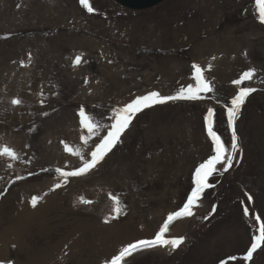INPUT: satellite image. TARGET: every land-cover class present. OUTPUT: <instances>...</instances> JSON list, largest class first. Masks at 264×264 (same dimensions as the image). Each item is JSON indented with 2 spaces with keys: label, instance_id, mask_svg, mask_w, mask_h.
Here are the masks:
<instances>
[{
  "label": "rangeland",
  "instance_id": "rangeland-1",
  "mask_svg": "<svg viewBox=\"0 0 264 264\" xmlns=\"http://www.w3.org/2000/svg\"><path fill=\"white\" fill-rule=\"evenodd\" d=\"M45 1L0 0V5L9 11L0 24V104L7 103L0 111V135L5 137L0 139V149L8 146L17 153L16 160L0 157V183L5 182L0 190V244H8V248L0 249V257L6 258V264H33L27 258L28 249L32 252L38 244L47 249L57 244L73 226L75 232L80 218L98 220V207L100 203L102 206V199L105 206L109 205V194L120 200L121 212L113 220L127 228L120 241L134 238L131 229L135 228L144 227L155 236L167 215L186 202L194 186L195 168L212 154L205 124L208 109L214 112V130L230 148L232 129L227 123L226 105L230 106L240 87H254L257 91L247 98L235 122L240 151L233 167L222 172L223 166L218 165V171L209 179L212 187L203 193L194 215L180 218L170 226L167 237H184L185 243L168 254L159 247L146 249L133 264H264V246L251 261L243 259L252 236L258 235L259 224L264 223V24L259 23L256 0H213L221 13L218 16L201 3L193 5L196 0H167L145 10H134L115 0H90L93 13H88L80 0H56L50 8H44ZM46 2L53 4L52 0ZM34 10L41 16L33 14ZM15 12H20L23 20L18 22L19 16L13 17ZM49 12L57 13L53 14L54 19H48ZM134 21L140 23L142 32L150 27L159 34L172 30L171 25L186 29L182 37L185 46L165 45L161 40L128 44L104 38L109 25L121 34L122 24L136 27ZM142 32L136 35L142 38ZM226 35L241 38L236 50L242 41L248 48L231 54L229 62L233 68L239 67L243 72L254 68L263 79L259 76L238 86L210 70L206 79L213 91L203 94L205 98L171 101L135 116L121 142L84 176L89 186L98 182L101 183L96 187L103 186L92 203H81L82 199L88 200V191L79 182L82 177L70 178L65 187L52 190L54 184L49 180L61 179L56 168L72 170L80 165L79 158L69 155L63 144L81 148L86 154L90 151L80 141V136L86 134L78 123L81 107L102 126L101 134H106L111 111L135 96L150 89L161 95H174L180 87L194 86L192 64L203 52L204 59L214 51L230 52L234 42L226 41ZM194 37L196 44L203 41L204 45L198 58L192 46L186 47ZM92 39L102 43L96 41L95 47H89L86 43ZM213 39L217 44L210 48ZM104 43L113 46L119 55L109 64L102 53L106 52ZM89 49H96V53L87 52ZM77 53L81 68L71 67ZM121 54L125 56L122 60ZM21 61H25L24 65ZM115 62L119 63L116 68L121 76V87L116 91L122 93L129 88L121 95H113L109 82L108 65ZM168 64H175L180 73L173 80L176 86L172 93L159 87V82L155 84L156 79L163 78L159 75ZM36 79L47 80L43 92H38ZM13 99H20L21 105H13ZM97 140L94 137L90 146ZM18 176L25 179L18 180ZM108 177L112 181L106 184ZM33 195L41 197L35 209L29 202ZM249 195L252 201L248 200ZM81 205L92 207V211ZM244 207L249 210L247 217ZM256 216L260 217L259 222ZM42 217L55 219L45 235L32 224ZM29 226L34 227L32 232ZM81 253L73 258L72 253L71 258L62 256L64 262L61 260L60 264H83L82 255L87 252ZM233 256L235 260L231 259ZM102 257L93 253L96 262Z\"/></svg>",
  "mask_w": 264,
  "mask_h": 264
},
{
  "label": "snow or ice",
  "instance_id": "snow-or-ice-1",
  "mask_svg": "<svg viewBox=\"0 0 264 264\" xmlns=\"http://www.w3.org/2000/svg\"><path fill=\"white\" fill-rule=\"evenodd\" d=\"M81 6L87 10L88 13H93L95 10L92 7L90 0H80ZM257 14L259 17V23L264 24V0H256ZM81 58L76 57L74 64L79 65ZM191 79L195 82L194 86L189 85L187 87H180L174 95H161L159 91H150L143 95L135 96L130 102H127L123 106L117 107L111 111V115L108 120L111 121L106 129V134H101L102 126L87 114L85 108L81 107L77 113L78 123L82 132L80 141L82 145L90 147V151L85 153L81 148H72L67 143L63 144L64 150L71 156L77 157L80 160V165L72 170H62L56 168L61 181H58L53 191L65 186L70 178H80L88 175L105 159V157L121 142V137L130 127L135 116L145 109L155 107L157 105H164L171 101H198L204 97L203 94H207L213 91L209 81L205 78L204 69L196 63L192 64ZM210 70V69H209ZM255 75L254 70L244 71L243 74L232 81L234 85H242L245 81L252 80ZM257 91L254 87H240L238 93L230 101V106L226 105V117L227 123L230 129H232L231 145L227 147L222 138L214 130V112L210 108L207 111L205 117V124L207 130V136L211 141V152L209 158L201 162L198 167L195 168L193 177V187L190 194L186 198V202L183 203L179 210L173 211L167 215L166 220L159 228L158 232L152 239H139L134 242L128 243L123 246L117 254L111 256L105 261V264H125L126 259L132 256L135 252L142 249H151L155 247H171L173 250L179 248L185 243L184 237L168 238L167 234L170 231V226L180 218H189L194 215V209L199 205V202L206 189L212 187L209 183L210 177L218 171V165H222V172H227L233 167V163L237 158V153L240 151L238 144V137L235 131V122L238 119L242 106L245 104L247 98ZM20 99H13V105H21ZM47 115V113H43ZM98 137L97 142L90 146V141ZM63 143V142H62ZM0 157H9L12 160L17 159V153L8 146H4L0 149ZM35 173H30L34 175ZM18 180L25 179V177L18 176ZM109 198L113 201V212L115 217L118 218L121 208L120 200L118 196H112L109 194ZM41 197L33 195L30 198V206L35 209L40 202ZM248 200L252 201V197L249 195ZM82 204H90L92 201L82 199ZM215 211V208H213ZM244 215L249 216V210L247 207L243 209ZM256 221H260V217H255ZM105 223L108 221L105 220ZM264 246V223L259 224L258 235H253L250 246L246 251V255L243 256L245 261H251L253 254ZM235 260L236 257H231Z\"/></svg>",
  "mask_w": 264,
  "mask_h": 264
},
{
  "label": "bare ground",
  "instance_id": "bare-ground-1",
  "mask_svg": "<svg viewBox=\"0 0 264 264\" xmlns=\"http://www.w3.org/2000/svg\"><path fill=\"white\" fill-rule=\"evenodd\" d=\"M46 1H45L44 8H50L51 6L56 5V0H52L53 4L52 3L47 4ZM205 1L208 2L209 9L212 10V14L217 13V16H218L219 12L217 11L218 10L217 6H214V5H216V3L213 0H205ZM195 3H197V0L193 3V5ZM35 13H38V15L41 16V14H39V12L34 10L33 14H35ZM8 14H9V11H8L7 7H5L4 5H0V24L2 23L3 18L8 16ZM48 14H49L48 19L51 20V19H54L53 14H57V13L56 12H49ZM17 15L19 16L18 22L23 20V17L21 16L20 12H15L13 17H15ZM44 16H47V15H42V17H44ZM216 22L218 23V17H217ZM134 24L136 25V27H134L131 24H127V25L122 24L123 29H122L121 34L115 33V31L109 27L110 25L107 27L106 30L109 32H112L115 35L117 41H119V42H121V39L124 36H126V39H127L126 43H128V44L137 43V41H139V40H142V41H145V40H154V41L161 40L164 42L165 45H170V46H177L178 45V46H182V47L185 46V42L182 41V37L186 34V31H187L186 29H181L179 26L171 25L172 30L162 31L159 34H156V33L152 32V29L150 27L147 29L146 32H142L141 26H139L140 23L134 21ZM215 26H216V23H214V29H215ZM135 29H136V31H135ZM94 30L99 31L98 28H94ZM141 32L143 34L142 38H140L136 35V33L140 34ZM195 39H196V37H194V41L192 44H191V41L187 42L186 47L192 46V48H193L192 51L194 52V54L198 58V54L200 52H202V48L204 47V45H202L203 41L196 44ZM225 39H226V41L229 40L231 42H234V46L230 52L214 51L213 53L210 54V57L208 59H204L205 58L204 52L201 53V55L199 56V59L197 60L196 64H198L199 66H201L204 69L205 78H206L207 73L210 70H213L216 73H218L219 78H222V80L230 81V82L234 81L235 79H238L243 74V71L241 69L239 70V67L233 68V64L229 62V59H230L231 54H232V56H234L237 53H239L241 50H243L244 48L247 51L248 48L244 47L245 43H244V41H242V43L240 44V47L237 48V50H236L235 45L237 44L238 39L240 40L241 38H237L234 35H226ZM92 40L88 41L86 43V45H88L89 47H95L96 46L95 42L98 40L97 39H92ZM79 41H80V39H79ZM216 44H217V40L215 41L213 39L212 41H210L209 47L213 48ZM87 52L93 53V50L89 49ZM102 53L106 55V53L104 51H102ZM80 54H84V53L82 52ZM76 55L79 56V53H77ZM122 59H124V58H122ZM24 62L25 61H21V63L23 65H24ZM72 66H73V68H75L76 66L78 68H81L80 64L75 65L73 62H72L71 67ZM246 67L248 68L249 65H246ZM117 68L111 67V69L108 73L109 78L111 77L109 79V82L112 86V89H117V88L121 87V76H118L119 74H117L118 73ZM177 69L178 68H176L175 64H173V65L168 64L165 67L163 73H161L159 76L163 77L166 81L176 80L177 78L180 77L179 76L180 73H178ZM248 70H254L255 71V75L253 76L252 79H257L259 76L261 79H263V76L259 73L258 70H255L254 68H250ZM34 82H35V85L37 86L38 92H43L45 90L47 80L43 79L40 81V80L36 79V80H34ZM158 82H159V80L156 79L155 84H157ZM128 90H129V88H126V93ZM150 91H153V90L150 89ZM113 95H121V94H119L113 90ZM94 96H96V95H94ZM122 100H123V98H122ZM6 106H7V103L0 104V111H3L6 108ZM177 119H178V117H177ZM178 137L182 138V135H179ZM0 139L5 140V137L0 135ZM16 143H17V141H16ZM201 144L204 145L203 142H201ZM17 145H18V143H17ZM207 147H209V146H207ZM140 172H142V171H140ZM21 173L22 172H19L17 174H21ZM142 176H143V174H142ZM111 177H109V178H111ZM49 181H51L55 185L58 181H61V179L52 178ZM87 181H88V178H85V177H82L79 179L81 187L84 190L88 191V194H87L88 200L91 201V200L99 197V194L97 195V193L99 192V189L102 188V186L96 187L101 182H98V184H93V185L89 186ZM70 182H71V180L68 183H70ZM4 183L5 182L0 183V190L3 187ZM63 187H65V186H63ZM109 202H110L109 205L107 204V206H105L106 204L104 205L105 202H103V199H102V206L100 203V206L98 207L99 216H100L98 218V220L91 221V220L81 219V218L78 219V221L80 222V225L76 228L73 235L66 241V243L62 246L61 249L59 248V242L57 244L50 245L49 252L45 253V257H42L41 254L36 255V252H35V254H33L28 249L27 258L34 261L33 264H60L61 260L63 259L62 256H64V259H65V257H69V254L72 253L71 256L73 258V256L77 257V255H79L77 253H79V252H82L80 255L85 254L87 252L86 253L87 255H82V257H84L83 264H97V263L100 264V262L105 263L104 258L106 259V256H113V255L117 254L118 251L123 246H126L128 243L134 242V241L142 239V238H144V239L154 238V233L151 230L145 229L143 227V228H140L139 230H137L136 228L131 229V231H133L135 235L130 233L131 235L134 236V238H132L130 241H127V242L120 241L122 239V237H121L122 234L125 231H127V228L126 227H120L113 220V217L115 215V213L113 212V208H114L113 201L110 199ZM94 204L95 203H93L92 206H94ZM82 206L83 205H81V207ZM107 207H108V211L106 212ZM109 208H111V209L109 210ZM91 209H92V207H88V208L84 207V210H86V211H92ZM149 218H151V217H149ZM53 220H55V219L48 218V217H42L40 221L32 222V224L34 227L38 228L39 233L44 232L43 235H45V234L49 233L50 229L52 228L51 225H53L52 224ZM105 220H107L108 222L105 223L104 222ZM33 226L28 227L30 232H32L34 230ZM63 239H64V237L63 238L61 237L60 241H62ZM112 241H115V242L112 244ZM38 245H39V247H42V245H40V244H38ZM87 247H91V248L89 250H87ZM3 248H8V244L7 243L0 244V249H3ZM159 249L161 251H163L165 254H168L172 248L171 247H167V248L159 247ZM69 250H73V251L69 252ZM144 250H146V249H142L140 251L135 252V254L131 258L128 257L126 259L125 264H133L135 259L138 258L140 255H142V253H140V254H137V253L143 252ZM90 252H91V254H90ZM93 253L98 255L99 257H102V256L103 257L98 259L99 261L96 262V260H93ZM71 256L69 258H71ZM0 264H6V258L0 257ZM8 264H19V262L14 261V262H11Z\"/></svg>",
  "mask_w": 264,
  "mask_h": 264
},
{
  "label": "crops",
  "instance_id": "crops-1",
  "mask_svg": "<svg viewBox=\"0 0 264 264\" xmlns=\"http://www.w3.org/2000/svg\"><path fill=\"white\" fill-rule=\"evenodd\" d=\"M197 3H201L203 6H205V7H207V8H209V4H208V2H206L205 0H197ZM129 30V29H128ZM127 35V34H126ZM112 36H115L112 32H109V31H106V33H105V35H104V38H106L107 40H110V41H115V42H119V41H117L116 39H114ZM98 40V43H102V41L100 40V39H97ZM126 41H127V39H126V36H124L122 39H121V42L120 43H126ZM131 44H136V43H131ZM104 46H105V48H106V63L107 64H109V60H115L119 55H118V52L116 51V49L113 47V46H110V45H108L107 43H104ZM94 53H96V49H94L93 50V53L92 54H94ZM122 58H125V56L123 55V54H121V57H120V60H122ZM118 61V62H121V61ZM117 62V63H118ZM116 62H115V64H113V65H108L109 66V68L111 69V67L112 68H116V64H117ZM119 64V63H118ZM118 72H119V70H118ZM118 74V73H117ZM118 76H120V75H118ZM111 85V84H110ZM158 85H159V87H164V88H167L168 89V91H169V93H172V91H173V89H174V87L176 86V84H175V81H166L164 78H161L160 79V81H159V83H158ZM111 89H112V86H111ZM113 90L114 91H116V89H112V92H113ZM117 92V91H116ZM117 93H119V94H125L126 92L124 91V92H122V93H120V92H117ZM59 168H61L62 170H68L67 168H65L64 166H60ZM111 178H107V179H105V182L104 183H106V184H108V182H109V180H110ZM110 181H112V180H110ZM110 185V184H109ZM112 187H113V185H111ZM110 186V188H112ZM103 187V186H102ZM110 190V189H109ZM77 224V223H76ZM74 227L75 226H73L72 227V229L65 235V236H63L64 237V239L62 240V241H60L59 240V248L61 249L62 248V246L66 243V241L73 235V233H74ZM35 252H36V255H38V254H41L42 255V257H45V253H48L49 252V248L47 249V247L45 246V248H44V245H43V248L42 247H34V249H33V251H32V253L33 254H35ZM140 252H138L137 254H139ZM135 254V253H134ZM133 254V255H134ZM132 255V256H133ZM132 256H130L129 258H131ZM103 264H105V263H103Z\"/></svg>",
  "mask_w": 264,
  "mask_h": 264
},
{
  "label": "water",
  "instance_id": "water-1",
  "mask_svg": "<svg viewBox=\"0 0 264 264\" xmlns=\"http://www.w3.org/2000/svg\"><path fill=\"white\" fill-rule=\"evenodd\" d=\"M117 3L134 10L153 8L167 0H115Z\"/></svg>",
  "mask_w": 264,
  "mask_h": 264
}]
</instances>
